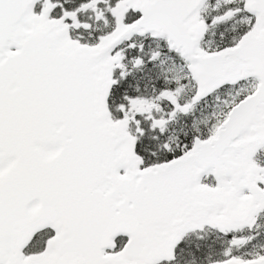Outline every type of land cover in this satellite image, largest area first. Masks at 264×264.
Returning <instances> with one entry per match:
<instances>
[{
    "label": "snow or ice",
    "instance_id": "6c2138e0",
    "mask_svg": "<svg viewBox=\"0 0 264 264\" xmlns=\"http://www.w3.org/2000/svg\"><path fill=\"white\" fill-rule=\"evenodd\" d=\"M0 264H264V0H0Z\"/></svg>",
    "mask_w": 264,
    "mask_h": 264
}]
</instances>
